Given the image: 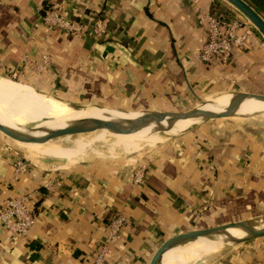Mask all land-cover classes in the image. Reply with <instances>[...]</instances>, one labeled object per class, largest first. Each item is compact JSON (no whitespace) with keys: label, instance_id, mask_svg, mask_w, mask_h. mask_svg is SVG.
I'll return each mask as SVG.
<instances>
[{"label":"crops","instance_id":"1","mask_svg":"<svg viewBox=\"0 0 264 264\" xmlns=\"http://www.w3.org/2000/svg\"><path fill=\"white\" fill-rule=\"evenodd\" d=\"M54 3L68 16L76 7L87 21L97 14L107 22L106 36L47 30L40 8ZM226 3L197 1L202 11L224 9L243 21ZM204 39L188 0H0V77L68 102L183 112L203 96L264 95L260 34L251 31L230 63L210 68L198 55ZM43 57L42 71L25 62L39 64ZM223 121L149 147L138 185L127 170L91 160L56 169L32 163L14 179L21 155L0 133V206L27 197L35 217L25 238L14 240L0 226V264H90L117 214L127 222L121 240L109 246L113 264H149L175 234L264 216V140ZM51 180L59 186L48 192ZM207 264H264V238L222 250Z\"/></svg>","mask_w":264,"mask_h":264},{"label":"built area","instance_id":"2","mask_svg":"<svg viewBox=\"0 0 264 264\" xmlns=\"http://www.w3.org/2000/svg\"><path fill=\"white\" fill-rule=\"evenodd\" d=\"M92 3L99 0H91ZM197 13V20L205 32V39L199 50L200 61L208 68L216 65H227L232 61L234 53L246 47V41L250 31L242 26L239 19L230 18L221 11H202L198 0H188ZM41 22L47 30L60 31L69 36H85L89 34L93 39L99 40L106 36L107 22L95 13L87 21L84 14L75 7L71 11L72 16L60 12L59 4H52L40 8ZM30 68L42 71L46 69L47 57H43L39 64L34 61H25ZM32 163L26 158L18 156L13 163L14 179L25 173ZM145 168L131 176L134 185L141 184L144 178ZM59 186L54 180L47 185L48 192ZM35 222L33 210L28 204L27 197L6 199L0 206V226L13 238H25L29 235ZM126 217L117 214L107 224V235L104 241L100 242L90 264H113L107 260L109 246L121 240L122 229L126 225Z\"/></svg>","mask_w":264,"mask_h":264},{"label":"bare ground","instance_id":"3","mask_svg":"<svg viewBox=\"0 0 264 264\" xmlns=\"http://www.w3.org/2000/svg\"><path fill=\"white\" fill-rule=\"evenodd\" d=\"M231 94L232 93L222 94L214 100L205 101V105L200 106L199 108L214 112L221 111L222 108L229 103V100L232 97ZM0 98L21 105L26 112H36L55 118L56 120L54 122L46 123L44 125L49 124L50 126L61 130L73 125H75V127L70 128V130H76L79 126L89 124L96 120H130L132 123L125 125L126 128L123 130H103L105 136L124 141V143L118 147L111 148V154L116 153V148L124 152L126 150V144L161 141L166 139L167 136H173L193 124L191 121L187 120L176 122L162 121L157 124L145 123L141 120L142 116L140 114L116 111L96 105H87L84 108L74 109L60 98L42 94L30 86L2 78H0ZM255 113L264 114V104L253 100H245L238 106L234 116L253 115ZM1 122L11 128L15 126L14 118L6 113L1 115ZM132 125H137L139 128L136 131H131L129 126ZM26 135L30 136L29 133ZM29 146L36 147L37 145L31 144ZM48 148H52V146ZM34 154L36 157H40L41 153L37 154V152H34ZM85 156L86 154L83 153L79 158ZM29 157L31 156L29 155ZM77 160L79 161V159ZM222 248L223 242H221V239L199 238L186 245L167 251L163 255L160 264H192L204 254L206 255L212 251L221 250Z\"/></svg>","mask_w":264,"mask_h":264},{"label":"rangeland","instance_id":"4","mask_svg":"<svg viewBox=\"0 0 264 264\" xmlns=\"http://www.w3.org/2000/svg\"><path fill=\"white\" fill-rule=\"evenodd\" d=\"M226 4H229V3H226ZM230 8H234V7L231 6ZM235 12L239 13L238 10H236ZM242 17L245 20L244 22V20L242 21L239 19L241 23L242 22L245 23V24L242 23V26L249 28L248 30H250V32L252 31L253 33L259 35L260 33L247 20V18L243 15ZM0 78L13 81L5 77H0ZM17 83H20V82H17ZM20 84H23V83H20ZM204 98L205 97L203 96L202 99H199L196 102L197 103L196 106H199L200 103L203 101H211V100L216 99L214 98V99L206 100ZM63 101L66 104H68L70 107H73L74 109L84 108L87 106L86 104H83L80 102L78 103V102H68L65 100ZM25 112L26 110H24V108H22L21 105L13 101L4 99V98H0V122H1L2 114L6 113L8 115H11L15 121L14 123L15 126H13L14 129H18L21 132L26 133V134L29 133L30 137L43 141V143H39V144L16 142L17 145L11 142L9 144L11 145L12 149H17L20 155L26 158L29 162L45 165L49 169L61 168V167L66 166L68 163L72 164L74 162H83L85 160H91L88 163L101 162L102 164H106L107 166L113 167L116 170L117 169L127 170L126 172L129 176V181L132 182L131 176L135 174V172L140 170L141 166H143L142 156L146 151L150 149L149 147H151L152 145L165 142L168 139L172 138V136H167L166 139H163L161 141H150V142H142V143H135V144H126L125 145L126 150L124 152L116 148L115 149L116 153L111 154L110 149L114 147H118L119 145L124 143V141H121V140H118L116 138H112L109 136H105L103 134L104 133L103 130L98 131V132L80 134L75 137L64 136V137L57 138L55 140H49L50 137L59 134L61 129H57L53 126H50L49 124L48 125H44V124L54 122L56 119L53 117H48L40 113H36V112H26V113ZM253 116L254 115H239V116H233L232 118L217 119V120H224L223 122L235 123L237 126H243L248 133L256 135L258 136V138H261L262 140H264V114H260L259 117H253ZM206 124H216V122L214 120ZM31 144H34L37 146L36 147L29 146ZM19 146L22 148H20ZM51 146L52 148H48ZM140 147H142V149L137 151V148H140ZM34 152H37V154L41 153L43 155L40 154V157H36ZM83 153L86 154V156L79 158L81 157ZM29 155L31 157H29ZM77 159H79V161ZM145 173H146V169H145ZM259 218L264 219V216H261ZM250 219H258V218H250ZM227 224H230V223H227ZM235 248L236 247H226V248H222L221 250L212 251L207 254L208 256L204 254L201 257L202 259L200 258V260H204V258L207 256L205 258L206 259L205 264H207V261L209 258L220 254L222 250H232Z\"/></svg>","mask_w":264,"mask_h":264},{"label":"water","instance_id":"5","mask_svg":"<svg viewBox=\"0 0 264 264\" xmlns=\"http://www.w3.org/2000/svg\"><path fill=\"white\" fill-rule=\"evenodd\" d=\"M238 10L247 20L256 28V30L264 38V19L257 14L254 9H252L248 4L242 0H224ZM229 103L222 108L221 111L214 112L210 110H202L200 106L205 105V101L201 102L199 106H196L190 110L183 112H162V111H152V110H121L122 112H133L138 113L142 116V121L145 123H160L162 121L166 122H176V121H191L193 124L188 128L180 131L179 133L173 135L178 136L180 134L189 132L195 128L201 127L202 125L214 121L217 119H227L232 118L237 111L238 106L245 100H253L264 104V95L261 94H251L236 92L231 94ZM253 117H259L258 113L253 114ZM106 118V117H105ZM252 118V117H250ZM132 123L130 120H96L90 122L89 124H84L76 130H70V128L75 127L68 126L60 131L59 134L52 136L49 140H55L64 136L75 137L80 134L98 132L101 130L107 131H119L126 128L125 125ZM131 131H136L139 126L132 125L129 126ZM0 133L5 136L9 141L15 144L18 143H43L42 140L30 137L18 129L11 128L0 122ZM15 141V142H14ZM16 145V144H15ZM20 147V146H19ZM22 148V147H20ZM24 149V148H23ZM199 238H210V239H221L223 242V248L226 247H236L242 244H246L258 239L264 238V219H247L238 222H233L230 224L218 225L211 228L192 230L188 232L175 234L162 242V244L154 252L149 264H160L163 255L176 247L186 245L193 242Z\"/></svg>","mask_w":264,"mask_h":264},{"label":"trees","instance_id":"6","mask_svg":"<svg viewBox=\"0 0 264 264\" xmlns=\"http://www.w3.org/2000/svg\"><path fill=\"white\" fill-rule=\"evenodd\" d=\"M248 4L254 11L259 14L264 19V0H242ZM221 12L226 14L224 9H221Z\"/></svg>","mask_w":264,"mask_h":264}]
</instances>
